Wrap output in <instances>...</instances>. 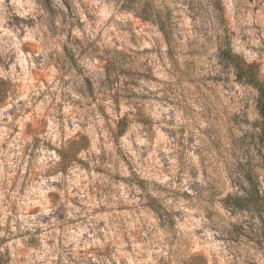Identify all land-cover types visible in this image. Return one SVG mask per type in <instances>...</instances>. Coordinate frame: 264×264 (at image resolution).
<instances>
[{
	"label": "rangeland",
	"instance_id": "1",
	"mask_svg": "<svg viewBox=\"0 0 264 264\" xmlns=\"http://www.w3.org/2000/svg\"><path fill=\"white\" fill-rule=\"evenodd\" d=\"M157 1L172 46L144 0H0V264H264L224 203L241 166L264 187L257 92L220 58L209 10ZM223 3L264 81V0Z\"/></svg>",
	"mask_w": 264,
	"mask_h": 264
},
{
	"label": "trees",
	"instance_id": "2",
	"mask_svg": "<svg viewBox=\"0 0 264 264\" xmlns=\"http://www.w3.org/2000/svg\"><path fill=\"white\" fill-rule=\"evenodd\" d=\"M196 2L199 4V9L206 8L211 13V31H214L212 36L217 39L220 58L233 68L239 82L252 87L257 92L255 104L258 118L254 124L255 141L258 156L264 164L262 150L264 147V81L260 77V71L257 66L247 63L242 56L234 52L223 0H197ZM137 8V14L141 18L155 23L167 40L168 45L172 46L176 38L177 28L169 4L157 0H144L142 6ZM60 155L62 159L67 156L65 151H62ZM258 170L241 166L238 191L228 195L224 199V203L232 209L234 214L249 218L245 223L233 225L234 232H237L241 238H247L242 239L245 243H252L264 252V187L261 181V173ZM147 184L146 182L144 189L150 190L147 195L149 205L154 210L166 214L168 216L166 221L169 226H172L174 218L169 216V209L164 204L165 198L161 196V192L154 196L152 192H157L154 190L156 185L149 189Z\"/></svg>",
	"mask_w": 264,
	"mask_h": 264
}]
</instances>
